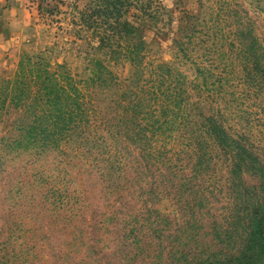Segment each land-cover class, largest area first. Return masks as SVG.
Returning <instances> with one entry per match:
<instances>
[{
	"label": "rangeland",
	"instance_id": "obj_1",
	"mask_svg": "<svg viewBox=\"0 0 264 264\" xmlns=\"http://www.w3.org/2000/svg\"><path fill=\"white\" fill-rule=\"evenodd\" d=\"M76 2L25 0L19 24L0 21V264H207L213 262L207 258L225 256L234 246L209 218L220 209L211 196L193 206V211L201 207L202 224L196 215L183 235L172 220L154 225L148 179L132 145L127 144L129 153L98 152L85 143L61 141L51 150L43 140L28 141L27 128L56 120L44 115L38 87L43 74L34 78L31 69L61 66L74 88L103 65L113 81L131 83L141 71L140 84L157 88L148 70L165 62L191 90L200 84L198 67L203 83L218 91L215 96L220 93L214 107L231 127L249 133L264 159V90L250 80L254 65L245 64L255 59L256 68L264 70V0H155L156 19L140 31L145 52L140 68L96 49L97 39L80 27ZM84 91L86 121L104 125L97 109L109 111V119L111 101H120L121 93ZM197 99L191 94V101ZM199 107L201 115L210 113V105ZM104 130L99 127L112 148Z\"/></svg>",
	"mask_w": 264,
	"mask_h": 264
},
{
	"label": "trees",
	"instance_id": "obj_2",
	"mask_svg": "<svg viewBox=\"0 0 264 264\" xmlns=\"http://www.w3.org/2000/svg\"><path fill=\"white\" fill-rule=\"evenodd\" d=\"M76 1L80 27L97 39L96 49L109 56L126 57L140 68L145 53L140 31L156 19L159 7L155 0H87L82 7L79 2L85 0ZM129 18L134 21L130 23ZM249 60L245 64L254 65L250 80L264 90V70L256 68L255 59ZM100 65L95 62V66ZM149 68L157 88L141 85L138 69L133 81L124 83L109 78L111 74L102 65L91 74V80L73 88L72 79L61 66L53 71L34 67V78L43 74L38 75L43 81L38 87L47 106L44 115L56 120H42L27 128V140H43L51 150L57 149L61 141L78 146L85 143L98 152L118 148L129 153L128 145H132L138 151L139 171L148 179L146 189L151 194V206H155L151 210L155 226L172 220L183 235L195 224L196 215L202 224L201 207L193 211V206L211 196L220 209L210 213L209 218L220 228L219 236L228 235L234 248L225 256L205 259L213 260L207 264H264V257L259 258L260 253L264 254V159L259 148L249 133L231 127L221 108L214 107L220 93L215 96L218 91L203 83L205 74L198 67L200 84L191 90L189 82L174 74L167 63ZM28 70L21 72L24 78ZM18 81L22 87L27 86ZM88 88L121 93L120 101H111L115 106L109 119L105 118L109 111L94 108L104 117V125L94 127L86 121L89 111L84 89ZM195 92L200 102L190 100ZM201 102L211 107L206 116L201 115ZM99 127L109 132L112 148L104 144L106 138Z\"/></svg>",
	"mask_w": 264,
	"mask_h": 264
},
{
	"label": "crops",
	"instance_id": "obj_3",
	"mask_svg": "<svg viewBox=\"0 0 264 264\" xmlns=\"http://www.w3.org/2000/svg\"><path fill=\"white\" fill-rule=\"evenodd\" d=\"M0 21L7 27L19 24V17L26 12L25 0H0Z\"/></svg>",
	"mask_w": 264,
	"mask_h": 264
}]
</instances>
